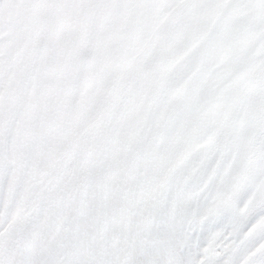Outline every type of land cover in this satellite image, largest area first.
I'll return each instance as SVG.
<instances>
[{
  "label": "snow or ice",
  "instance_id": "6c2138e0",
  "mask_svg": "<svg viewBox=\"0 0 264 264\" xmlns=\"http://www.w3.org/2000/svg\"><path fill=\"white\" fill-rule=\"evenodd\" d=\"M0 264H264V0H0Z\"/></svg>",
  "mask_w": 264,
  "mask_h": 264
}]
</instances>
